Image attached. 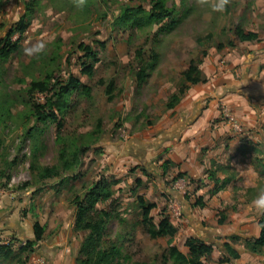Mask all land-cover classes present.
<instances>
[{
    "label": "rangeland",
    "instance_id": "1",
    "mask_svg": "<svg viewBox=\"0 0 264 264\" xmlns=\"http://www.w3.org/2000/svg\"><path fill=\"white\" fill-rule=\"evenodd\" d=\"M25 1L6 0L0 10V44L19 24L25 13ZM68 2V7L64 8L63 4H67L65 0H39L36 13L26 18L28 25L25 32H15L10 37V42L17 44L16 51L8 59H0V116H3L0 119V199L9 201L3 209L4 214L8 213L10 206L15 210L11 217L12 227L7 226L9 219L5 223L2 220L5 217L0 218V226L4 227L0 240L3 243L14 241L12 238H17L19 234L33 237L32 223L45 220L48 224L53 218L44 216L46 210L36 209L45 199V194L37 197L39 192L31 193L36 189V169L33 171L30 165L34 163L39 168L59 163L60 146L55 143L57 124L51 120L36 123L33 106L44 103L49 94L30 91V87L33 81H39L46 82L50 89L57 84V80H66L73 75L90 86L92 92L90 96H72L68 108L58 116L63 124L64 138L88 136L99 122L103 133L82 156L78 171L65 174L68 176L65 182L54 178L40 184L58 186V190L46 198L52 199L56 195L67 206L66 210H71L74 208V193H80L84 186L101 175L118 181L113 202L109 200L99 207L115 211L116 216L107 225L106 237L118 243L122 252L121 264H174L163 258L168 248L167 237L151 238L145 231L138 196H143L148 202L153 196L158 198L151 216L155 222L163 216L170 217L178 229L173 244L185 254L189 253L187 239L194 237L213 244V252L204 260L206 264H264V249L254 253L246 242L257 236L260 230L258 221L263 215L246 204L264 190V148L257 147L260 145L258 141H251L253 147L248 151L255 170L247 178L250 187L232 184L234 189L228 201L221 200V207L207 212L204 207L194 206L199 198L197 190H187L184 195L189 193L188 206L197 208H192L194 212H190V218L182 211L176 214L171 207V212H168L169 198L161 193L159 181L153 178L155 175L141 181L143 179L136 177L138 166L133 164L116 174L103 168L105 144L120 142L134 153L145 149L143 142H147L148 146L162 136L164 129L157 132L158 128L167 122L168 114L172 118L177 113H171L168 103L173 94L179 93L188 84L182 72L191 61L198 64L215 49L219 52L233 48L239 41L234 34L238 26L264 36V0H230L223 13L214 11L209 5H198L196 0H168V6L174 8L178 22L167 30L161 28L163 23H146L147 13L140 15L136 25L115 24V17L120 14L121 8L140 7L148 12L150 0H90V6L82 8L77 7L74 0ZM230 42L234 46H230ZM37 44L43 45L42 52L36 55L25 53L26 48ZM83 45L90 46L94 52V58L88 62L94 68L92 76L82 73L81 63L88 60ZM150 61L153 65L147 67ZM140 72L145 74L143 81ZM110 81L114 85L109 96L106 90ZM35 126L33 137L25 134L28 128ZM155 168L157 166L152 172ZM178 174L168 181L165 179V182L173 183ZM27 181L30 186L18 188ZM176 204L179 209L180 204ZM73 215L62 214L56 219L62 221L64 217H70L74 224V211ZM219 220L222 222L219 223ZM244 221H247L245 225ZM238 222L243 225L239 226ZM75 232H61L60 237L74 242L78 256L77 242L82 241L84 232ZM233 235L239 238H230ZM226 242L240 252V257L230 263L220 262L225 255ZM67 248L70 250L71 246ZM34 254L24 252L19 255V260L16 258L7 264H26ZM25 256H30L26 262Z\"/></svg>",
    "mask_w": 264,
    "mask_h": 264
},
{
    "label": "crops",
    "instance_id": "2",
    "mask_svg": "<svg viewBox=\"0 0 264 264\" xmlns=\"http://www.w3.org/2000/svg\"><path fill=\"white\" fill-rule=\"evenodd\" d=\"M259 36L260 40L237 41L233 48L222 49L219 52L215 49V52L205 57L200 68L207 81L191 85L179 101L180 103L171 108V113L174 111L177 113L172 118L168 114L167 122L164 125L160 124L157 132L164 129L162 136L148 146L147 142H143L145 149L134 153L128 151L120 142H115L113 145L105 144L103 168L106 167L107 172L116 174L133 164L138 166L137 179L145 181L151 179L150 175H155L153 178L159 181L161 193H165L170 202L173 200L178 202L179 210L187 218H190V212L194 207L188 206V192L184 195L189 189H196L199 198H205L203 210L207 212L221 207V200L228 201L234 185H244L249 188L250 180L247 178L251 172L255 173L253 159L248 152L253 147L251 141H258L260 145L257 147L264 148V36ZM225 112L239 122L240 131L232 128L225 118ZM165 162L168 164L166 169L163 166ZM156 166L157 168L152 172ZM215 171L216 179L211 177V172ZM178 173L182 175L173 183L165 182V179L168 181ZM226 178H229V184L224 189L211 194L215 180L221 183ZM181 186L183 187L179 192L178 189ZM57 187L45 184L36 186L33 192L30 190L34 194L39 192L40 195L37 197L45 194V199L37 205L36 209L46 210L44 216L53 218L48 221V224L45 220L39 221L46 228L45 237L26 264L42 262L76 264V245L70 242L71 239L67 241L66 237H60L61 232L67 234L68 230H73L72 218L64 217L62 221L56 219L62 214L74 216L75 209L66 210L67 206H64L56 195H53L52 199L46 198L55 193L54 191L58 190ZM157 200L155 196L152 200L149 199L155 207ZM8 202L6 199H0V218L5 217L2 219L4 222L9 219L7 226L10 228L13 226L11 217L15 210L10 206L8 213H3ZM170 202H168L169 213L171 212ZM246 204L250 207L252 201ZM39 214L41 216V213ZM243 223L245 225L247 221ZM238 224L243 225L242 222ZM3 229L4 227L0 226V233L4 231ZM30 229L33 231V223ZM51 231H53L52 234H50ZM17 238L23 241L33 237L19 234ZM80 242H77L78 247ZM69 246H71L70 250L73 249L75 252H70L67 248Z\"/></svg>",
    "mask_w": 264,
    "mask_h": 264
},
{
    "label": "trees",
    "instance_id": "3",
    "mask_svg": "<svg viewBox=\"0 0 264 264\" xmlns=\"http://www.w3.org/2000/svg\"><path fill=\"white\" fill-rule=\"evenodd\" d=\"M63 4L66 8L69 5ZM90 0H87L86 7L90 6ZM151 8L148 12H145L140 7L125 6L121 8V12L115 17L116 25H136L140 21V15L147 13L145 22L154 24H164L161 28L164 30L170 29L176 25L174 8L168 6V0H150ZM6 4V0H0V10ZM39 0H26L24 7L25 13L19 24L10 31L8 37L0 44V59L6 60L17 49V44L10 42V37L18 32L23 34L27 28L28 22L26 18L36 13L38 9ZM65 5V6H64ZM163 30V31H164ZM234 34L240 42L245 41H257L260 40V36L254 31H245L242 27L238 26L234 29ZM3 44V46H1ZM230 46H234L233 42L229 43ZM220 48V46H219ZM85 57L88 59L86 62H82V73L92 76L94 68L92 64L88 62L94 58V52L88 45H83ZM88 63V64H87ZM151 67L153 61L149 62ZM202 61L198 64L195 61H191L188 68L182 72V77L186 84L179 93H175L171 96L168 103V108H173L181 99L180 95H184L191 85L206 82V78L200 68ZM145 72V69H143ZM141 80L145 78V74L139 73ZM57 84L49 89L46 82L33 81L31 83L30 91L39 90L49 95L46 97L45 102L41 104H34L32 114L36 119V123H46L51 120L57 124L56 126V138L55 143L60 146L58 152V164L40 166L39 168L33 163L30 168L34 171L36 169L35 185L38 186L47 179H58L59 182H65L68 178L65 174L68 172L76 173L80 168L82 162V156L88 151L92 144L99 141L103 130L102 124L97 123L96 127L88 134V136H82V138L65 139L62 134L63 124L58 120V116L63 114L69 106V101L72 96H90L92 88L82 82L79 78L69 75L66 80H57ZM113 81H110L106 90L107 95H111L113 89ZM3 116H0L2 119ZM35 127L28 128L26 135L33 137ZM167 162L163 164L164 169L167 167ZM182 174L179 173L178 177ZM216 171L211 172V177L216 179ZM9 179V175L8 178ZM215 186L211 190V194L218 192L220 189H224L229 184V178H226L221 183L219 180H215ZM118 184L113 178L106 175H101L96 181L90 185L84 186L82 191L75 192L72 196V204L75 208V220L73 224V230L76 232H84V237L80 243L78 256L76 257V264H121L120 259L122 252L116 241H111L106 237L107 225L114 218L115 211L113 208H100L99 205L112 200L115 195V186ZM30 182H25L18 188L28 187ZM251 190H248L250 192ZM188 200V198H187ZM138 205L141 209L142 225L151 238L167 237L168 248L166 254L163 255L164 260L169 259L174 264H206L204 260L213 252V244L204 242L200 239L190 237L186 241V246L189 248V253L185 254L180 251L176 245L173 244L174 238L177 234V227L170 221L168 216H163L158 222H155L151 216V211L155 208V204L148 202L143 196L137 197ZM194 206L204 207L203 199L200 197L195 202ZM223 220V219H222ZM219 220V223L222 222ZM260 228L258 236L251 239L249 244L254 253H258L259 250L264 249V214L258 221ZM46 228L39 221L33 223V238L25 241L19 240L13 237L14 241L9 240L5 243L0 240V264H7L8 262L19 260V255L24 252L33 254L38 247V244L44 240ZM232 239H238V236H230ZM17 241V243H16ZM18 245V246H17ZM17 247V250H16ZM224 258L220 262L230 263L232 260H236L240 257V252L235 249L230 243L224 244ZM30 256H25L24 262ZM17 260V261H18ZM140 264H155L150 262H141Z\"/></svg>",
    "mask_w": 264,
    "mask_h": 264
},
{
    "label": "clouds",
    "instance_id": "4",
    "mask_svg": "<svg viewBox=\"0 0 264 264\" xmlns=\"http://www.w3.org/2000/svg\"><path fill=\"white\" fill-rule=\"evenodd\" d=\"M77 7H84L87 0H74ZM196 3L201 6L209 5L216 12H225L230 0H196ZM43 51V45H33L31 48H26L27 55H36ZM252 206L260 213L264 214V190H261L258 196L252 201Z\"/></svg>",
    "mask_w": 264,
    "mask_h": 264
},
{
    "label": "built area",
    "instance_id": "5",
    "mask_svg": "<svg viewBox=\"0 0 264 264\" xmlns=\"http://www.w3.org/2000/svg\"><path fill=\"white\" fill-rule=\"evenodd\" d=\"M225 118L228 122H230L233 129L238 130V131L241 130V125L239 124V122H237L230 114H228V112H225ZM170 207L176 214L180 213V210L177 208L174 201L170 202ZM41 264H44V263L42 262Z\"/></svg>",
    "mask_w": 264,
    "mask_h": 264
}]
</instances>
